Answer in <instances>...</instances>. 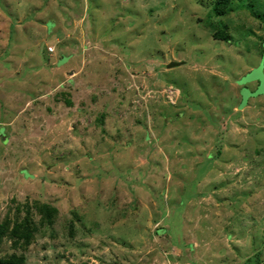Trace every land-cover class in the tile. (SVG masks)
I'll use <instances>...</instances> for the list:
<instances>
[{
  "label": "rangeland",
  "instance_id": "rangeland-1",
  "mask_svg": "<svg viewBox=\"0 0 264 264\" xmlns=\"http://www.w3.org/2000/svg\"><path fill=\"white\" fill-rule=\"evenodd\" d=\"M214 1L0 0L1 257L264 264V0Z\"/></svg>",
  "mask_w": 264,
  "mask_h": 264
},
{
  "label": "trees",
  "instance_id": "trees-1",
  "mask_svg": "<svg viewBox=\"0 0 264 264\" xmlns=\"http://www.w3.org/2000/svg\"><path fill=\"white\" fill-rule=\"evenodd\" d=\"M231 0H215L213 3V11L216 15H223L226 13L229 3ZM226 28V27H225ZM215 38H220L222 40H229V34L227 32H221L219 34L215 33L214 34ZM43 207L45 208H50L49 205L44 204ZM26 230V229H25ZM3 233V231H0V235ZM5 233V231H4ZM20 234L21 237H24L27 241L30 231L26 230L25 232L21 233L16 227L10 232V235L13 237H16L15 235ZM23 263V257L16 255V254H11L8 257H1L0 256V264H22Z\"/></svg>",
  "mask_w": 264,
  "mask_h": 264
},
{
  "label": "crops",
  "instance_id": "crops-1",
  "mask_svg": "<svg viewBox=\"0 0 264 264\" xmlns=\"http://www.w3.org/2000/svg\"><path fill=\"white\" fill-rule=\"evenodd\" d=\"M264 43V36H263V38H262V40H260V43L258 44V45H262ZM260 49H263V48H261V46H260ZM70 58H68V60H69ZM67 60V61H68ZM68 63V62H67ZM168 64V63H167ZM246 85H249V83H245ZM236 85V89H238V91H237V94H236V96L235 97H237V103L236 104H234V110L235 111H238V108H239V105L241 104V102H242V96L240 95V93H239V90H240V87L237 85V84H235ZM245 86V85H244ZM247 88V87H246ZM256 98H258V99H254V97L253 96H251V97H249V100L247 101V104L245 105V106H243L242 108H241V110L242 109H245L246 107H248L249 105H250V103L252 102V101H254V100H258V101H260L259 100V98H264L261 94L260 95H257L256 96ZM240 110V111H241ZM141 145H143L142 147H144L145 146V144L144 143H142ZM126 148V150L128 151V153H130V147L129 146H125ZM129 149V150H128ZM123 155H125V154H123ZM134 156H136V155H134ZM138 158H141V157H138Z\"/></svg>",
  "mask_w": 264,
  "mask_h": 264
},
{
  "label": "built area",
  "instance_id": "built-area-1",
  "mask_svg": "<svg viewBox=\"0 0 264 264\" xmlns=\"http://www.w3.org/2000/svg\"><path fill=\"white\" fill-rule=\"evenodd\" d=\"M53 47H48V51L49 52H53ZM165 92H167V93H174V90L171 88V87H168L166 90H165ZM170 96H172L173 94H169Z\"/></svg>",
  "mask_w": 264,
  "mask_h": 264
},
{
  "label": "water",
  "instance_id": "water-1",
  "mask_svg": "<svg viewBox=\"0 0 264 264\" xmlns=\"http://www.w3.org/2000/svg\"><path fill=\"white\" fill-rule=\"evenodd\" d=\"M180 64H182V62H169V63L167 64V66H168V67H172V66L180 65Z\"/></svg>",
  "mask_w": 264,
  "mask_h": 264
}]
</instances>
